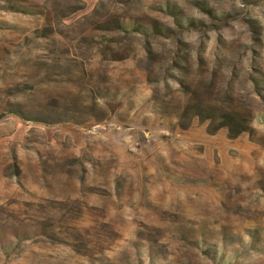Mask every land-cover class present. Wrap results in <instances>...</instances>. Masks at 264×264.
<instances>
[{
	"label": "rangeland",
	"instance_id": "1",
	"mask_svg": "<svg viewBox=\"0 0 264 264\" xmlns=\"http://www.w3.org/2000/svg\"><path fill=\"white\" fill-rule=\"evenodd\" d=\"M0 264H264V0H0Z\"/></svg>",
	"mask_w": 264,
	"mask_h": 264
},
{
	"label": "trees",
	"instance_id": "2",
	"mask_svg": "<svg viewBox=\"0 0 264 264\" xmlns=\"http://www.w3.org/2000/svg\"><path fill=\"white\" fill-rule=\"evenodd\" d=\"M229 118H231V116H228ZM228 124V123H227ZM226 123H223V125H222V127H226V126H228ZM232 130L230 131V132H234V134H238V133H240V131H243V130H237V128L235 129L236 131H233L234 129L233 128H231Z\"/></svg>",
	"mask_w": 264,
	"mask_h": 264
}]
</instances>
